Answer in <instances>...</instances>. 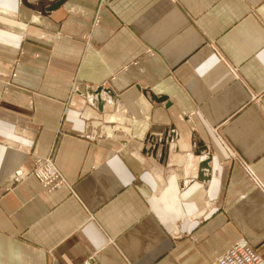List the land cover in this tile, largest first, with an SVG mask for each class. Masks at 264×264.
I'll use <instances>...</instances> for the list:
<instances>
[{"label": "crops", "instance_id": "1", "mask_svg": "<svg viewBox=\"0 0 264 264\" xmlns=\"http://www.w3.org/2000/svg\"><path fill=\"white\" fill-rule=\"evenodd\" d=\"M49 161L44 188L14 173ZM264 258V0H0V264Z\"/></svg>", "mask_w": 264, "mask_h": 264}, {"label": "built area", "instance_id": "2", "mask_svg": "<svg viewBox=\"0 0 264 264\" xmlns=\"http://www.w3.org/2000/svg\"><path fill=\"white\" fill-rule=\"evenodd\" d=\"M31 174H34L46 189L56 187L62 180L58 171L52 167L49 161L42 162L39 159L31 172L22 168L17 169L14 173V180L19 181ZM213 264H264V258L247 241L240 240L218 256Z\"/></svg>", "mask_w": 264, "mask_h": 264}]
</instances>
